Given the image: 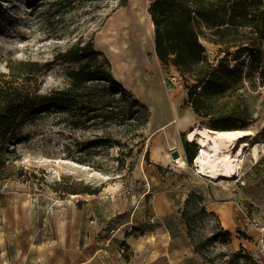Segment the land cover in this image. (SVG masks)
<instances>
[{
  "label": "rangeland",
  "instance_id": "1",
  "mask_svg": "<svg viewBox=\"0 0 264 264\" xmlns=\"http://www.w3.org/2000/svg\"><path fill=\"white\" fill-rule=\"evenodd\" d=\"M150 0H0V79L25 84L29 90L47 94L68 86L67 70L78 68L85 58L71 63L53 62L58 52L76 42L91 41L98 63L112 77L149 109V122L132 136L116 124L108 127L73 128L53 115L33 116L23 128L19 139L4 153L3 175L13 187H19L35 199L37 212L45 217L60 200L92 198L100 195H122L144 205L147 219L151 193L164 192L170 198L182 231L189 239L202 264L206 258L242 250L256 264H264V84L249 71L250 53H236L235 47L219 44L203 21L196 24L205 57L217 67L237 68L224 86L223 93L207 100L212 116H197L187 101L186 84L172 65H163L154 52V26L148 8ZM139 12L147 40L141 45L136 37L131 42H116L117 31L112 21L127 12L131 5ZM138 23V22H137ZM141 23V22H140ZM139 25V24H138ZM135 33V32H134ZM106 40L129 48L126 54ZM262 54L263 47L254 40ZM38 63L41 73L29 81L22 78L21 63ZM231 110H245L250 116L246 131L228 147L236 154L247 143L236 178L211 181L196 170L194 161L199 145L187 139L190 129H206L219 123ZM231 123H238L231 121ZM102 137L120 141L121 146L105 148L95 145ZM192 142L196 149L192 163L186 161L184 144ZM258 145L257 156L252 153ZM178 150L186 162L184 168L174 164L171 152ZM120 159V162L117 160ZM177 159V158H176ZM174 159V160H176ZM124 161V163H123ZM122 162V163H121ZM2 175V176H3ZM84 187L96 194L81 192ZM77 190V194L67 191ZM210 203H231L238 220L237 228L222 234L219 219L208 211ZM204 208V211L201 210ZM255 227L260 236L252 235ZM249 235V236H248ZM248 240V247L235 240ZM226 259V258H224ZM245 261L242 260L241 263Z\"/></svg>",
  "mask_w": 264,
  "mask_h": 264
},
{
  "label": "trees",
  "instance_id": "2",
  "mask_svg": "<svg viewBox=\"0 0 264 264\" xmlns=\"http://www.w3.org/2000/svg\"><path fill=\"white\" fill-rule=\"evenodd\" d=\"M148 13L154 26V52L163 65H172L187 82V103L194 113L203 118L212 116L207 100L223 93L228 80H232L237 68H216L205 57V47L199 40L196 24L203 21L217 42L237 49L236 53H250L249 71L264 84V0H150ZM258 40L262 54L255 47ZM98 52L91 41L76 42L63 52H58L53 62L71 63L77 59L86 61L78 68L67 70L68 86L41 94L29 90L25 84L0 79V179L8 178L2 173L8 151L13 141L19 139L23 128L37 114H53L61 122L73 128L88 129L92 126L108 127L116 124L132 136L149 122V109L115 80L108 69L97 61ZM22 78L29 81L41 73L38 63H21ZM29 77V78H28ZM245 110H231L219 123L211 125L214 130H243L248 124ZM240 122L238 123H231ZM105 148L121 146L122 143L107 137L93 141ZM192 142H185L184 151L188 164L192 163L196 149ZM120 162V159H117ZM122 163V162H121ZM124 163V161H123ZM3 175V176H2ZM71 194L80 191L69 190ZM81 192L96 194L97 190L84 187ZM201 210L204 211V208ZM224 236L229 232L222 230ZM195 251L200 249L195 245ZM226 258V259H224ZM209 264H256L242 250L206 258ZM244 260V263H241Z\"/></svg>",
  "mask_w": 264,
  "mask_h": 264
},
{
  "label": "crops",
  "instance_id": "3",
  "mask_svg": "<svg viewBox=\"0 0 264 264\" xmlns=\"http://www.w3.org/2000/svg\"><path fill=\"white\" fill-rule=\"evenodd\" d=\"M72 198L42 217L35 199L0 180V264H202L164 192L150 194L147 219L141 200L120 194ZM207 208L223 230L237 228L231 203Z\"/></svg>",
  "mask_w": 264,
  "mask_h": 264
},
{
  "label": "bare ground",
  "instance_id": "4",
  "mask_svg": "<svg viewBox=\"0 0 264 264\" xmlns=\"http://www.w3.org/2000/svg\"><path fill=\"white\" fill-rule=\"evenodd\" d=\"M137 9L136 5H131V8L127 12L118 14V16L112 21V27L116 34H113L114 40L121 44V41L131 42L133 37H136L137 41L141 45H145L147 40L145 28L142 20L139 22V12H134ZM138 22V23H137ZM139 24V25H138ZM135 32V33H134ZM107 45L118 44L111 40H106ZM117 50L115 53L118 55L126 54L129 45L127 46H115ZM246 131H226V130H213L210 132L206 129H190L187 131V139L189 141L195 140L198 145V152L195 155V167L199 174L203 177L214 181L221 178H236L238 176L239 164L242 161V154L247 147V143L240 145L239 149L235 151L236 154L230 155L228 147L235 142V139L241 137ZM212 143H211V142ZM258 145H254L252 153L257 156ZM180 168L186 166V162L180 155L176 160L172 161ZM252 235L260 236V233L255 227H250L249 231Z\"/></svg>",
  "mask_w": 264,
  "mask_h": 264
},
{
  "label": "water",
  "instance_id": "5",
  "mask_svg": "<svg viewBox=\"0 0 264 264\" xmlns=\"http://www.w3.org/2000/svg\"><path fill=\"white\" fill-rule=\"evenodd\" d=\"M211 142V141H210ZM212 143V142H211ZM171 156H172V158L173 159H176V158H179L180 157V153H179V151L178 150H173L172 152H171Z\"/></svg>",
  "mask_w": 264,
  "mask_h": 264
},
{
  "label": "built area",
  "instance_id": "6",
  "mask_svg": "<svg viewBox=\"0 0 264 264\" xmlns=\"http://www.w3.org/2000/svg\"><path fill=\"white\" fill-rule=\"evenodd\" d=\"M153 221H154V219L151 218V219H150V222H153Z\"/></svg>",
  "mask_w": 264,
  "mask_h": 264
}]
</instances>
